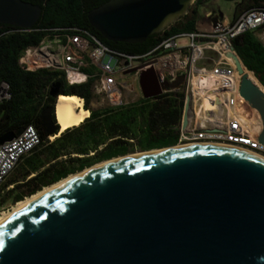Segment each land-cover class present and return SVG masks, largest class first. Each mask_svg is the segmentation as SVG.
<instances>
[{
  "label": "water",
  "instance_id": "1",
  "mask_svg": "<svg viewBox=\"0 0 264 264\" xmlns=\"http://www.w3.org/2000/svg\"><path fill=\"white\" fill-rule=\"evenodd\" d=\"M196 1L109 0L88 19L106 40L138 44L181 20ZM42 14L38 4L0 0V24L30 30ZM234 58L264 144V92ZM140 84L146 97L172 86L153 68ZM61 86L54 83L50 95L60 96ZM189 111L190 98L183 129ZM42 119L48 135L59 132L52 107ZM23 131L4 134L0 144ZM162 149L96 167L18 211L0 226V264H264V159L220 144L147 151Z\"/></svg>",
  "mask_w": 264,
  "mask_h": 264
},
{
  "label": "trees",
  "instance_id": "2",
  "mask_svg": "<svg viewBox=\"0 0 264 264\" xmlns=\"http://www.w3.org/2000/svg\"><path fill=\"white\" fill-rule=\"evenodd\" d=\"M42 6L43 14L31 30H19L14 26L0 24V84L8 82L11 97L0 104V137L8 132L18 133L30 124L35 125L45 141L31 154L25 156L0 187L3 208L17 204L26 197L41 191L71 174L83 171L95 161H106L117 155H125L136 149L147 150L176 146L180 129L172 127L176 118V106L167 101L159 107L153 126L141 129V135L132 147L113 141L103 151L96 152L104 143L97 137V125L86 131L85 135L68 138L73 130L63 133L52 143H47L48 134L43 125L42 111L52 107L55 117L57 98L50 95V89L56 82H61L60 94L77 95L85 100L88 109L93 93V80L71 86L62 72L42 69L28 71L20 63L23 51L30 45L39 44L44 38L60 32L64 28L87 29L97 35L111 47L128 54L145 55L155 49L165 38L177 34L198 30V6L208 0H197L196 7L181 20L158 35L150 36L145 42L129 44L106 40L89 22L88 13L109 0H25ZM236 3L234 22L245 10L264 5V0H229ZM57 29V31H55ZM235 50L248 70L264 85V46L257 31H247L233 40ZM168 112V113H167ZM84 124L75 128L80 130ZM117 128V126H115ZM112 129V134L117 129ZM73 150V151H70ZM91 152H96L91 156ZM77 153L80 156H73ZM64 156H67L66 158ZM35 174V175H33ZM33 175V176H32ZM13 185V187H11Z\"/></svg>",
  "mask_w": 264,
  "mask_h": 264
},
{
  "label": "built area",
  "instance_id": "3",
  "mask_svg": "<svg viewBox=\"0 0 264 264\" xmlns=\"http://www.w3.org/2000/svg\"><path fill=\"white\" fill-rule=\"evenodd\" d=\"M218 15L217 12L207 14L212 22L209 31L197 30L165 38L145 55L119 52L87 29L64 28L47 36L39 44L28 46L23 51L19 63L28 71L49 69L62 72L71 86L93 80L94 95L101 96L103 101L112 105L120 104L123 94L135 92L134 85L116 81L113 78L115 74H134L140 79L143 71L153 68L161 84H172L181 76L187 77L188 91L193 95L195 106L196 98L193 89L189 88L192 87V79L194 75L209 71L207 67L200 65V61L213 60L212 53L219 57V61L229 64V54L237 53L233 40L247 31H257L264 46V5L245 10L234 22L219 17L217 25L214 26L212 19ZM16 28L15 31L25 30ZM182 37L190 39L185 46H180L177 41ZM10 91L8 82L0 84V104L11 97ZM208 124L212 129H209ZM198 126L201 129L199 132L181 131L179 144L209 140L245 147L264 157V144L258 139L230 132L227 128H219L209 121L205 123V127L200 123L194 125L192 122L189 128L197 129ZM53 140L54 137L49 135L47 143ZM44 142L38 128L30 124L24 128L21 135L0 144V187L21 160ZM4 211L5 208H2L0 215Z\"/></svg>",
  "mask_w": 264,
  "mask_h": 264
},
{
  "label": "bare ground",
  "instance_id": "4",
  "mask_svg": "<svg viewBox=\"0 0 264 264\" xmlns=\"http://www.w3.org/2000/svg\"><path fill=\"white\" fill-rule=\"evenodd\" d=\"M229 64H233L236 70L230 75L219 72L217 70H209L203 72L200 75H194L192 83L195 86V98L197 103L201 105V108L198 109V119L202 121V126L205 125L207 121L214 123L217 122L218 127H229L232 132L240 133L244 136L252 137L257 139L261 130H262V120L259 112L253 108L249 103L246 102L245 98L240 93V83L239 79L242 78V75L237 70L236 61L234 54L231 53L228 56ZM245 73L252 79L254 82L253 72L248 70L243 66ZM83 77H79L82 79ZM254 79V80H253ZM241 80V79H240ZM194 82V83H193ZM263 92L264 87L255 80L254 82ZM193 89V85H192ZM90 112L84 107V100L77 95H66L62 94L57 98L55 104V116L56 122L59 125L60 131L58 134H61L71 128L79 127L85 121ZM225 114V117H224ZM214 119V120H213ZM198 124V123H197ZM205 127V126H204ZM53 135V137H57ZM193 144V143H192ZM204 144V143H198ZM205 144H220V143H205ZM191 145V144H189ZM223 146H231L239 148L240 150L249 152L263 158V156L258 155L254 151L247 150L245 147H238L228 144H220ZM178 146H187V145H178ZM175 148V147H174ZM245 148V149H244ZM162 150L154 151H145L142 153L126 155L118 157L115 159H110L108 161L99 163L90 168L84 169L76 174L70 175L50 186L44 187L41 191L35 193L32 196L26 197L24 200L18 202L10 212H3L0 215V226L9 220L14 214L22 210L26 206L30 205L40 197L46 195L47 193L63 186L73 178L84 174L96 167L123 159L131 156H139L144 154H149Z\"/></svg>",
  "mask_w": 264,
  "mask_h": 264
},
{
  "label": "flooded vegetation",
  "instance_id": "5",
  "mask_svg": "<svg viewBox=\"0 0 264 264\" xmlns=\"http://www.w3.org/2000/svg\"><path fill=\"white\" fill-rule=\"evenodd\" d=\"M169 84V83H168ZM167 90L162 89V93L153 96L146 97L143 92V96L135 94V92L130 94H123L121 98V103L117 105H112L108 101H104L103 105L100 108H95L89 105L88 111L90 114L86 118L84 124H88L92 120H96V114L98 112H103L99 117H97L101 124L103 123L108 128V131L112 133V129H115L117 126V135L111 138L110 143L113 141H118L119 144L125 145L127 147H132L135 143L138 142L141 129L148 128L153 126L154 118L156 113H161L159 107L164 105L167 101H171L176 106V113L173 117L176 118L175 124L172 125L174 128L180 129L181 131H190V124L193 122V114L195 115L193 95L188 91L187 87V77L181 76L175 82L171 84ZM190 98V111H189V124L186 129H183L184 122V112L185 107ZM123 113V117H116L117 114ZM168 113V112H167ZM116 118V121L111 119ZM97 119V120H98ZM180 137L177 145H180ZM108 143V144H110ZM198 144V143H218V142H209V140H197L192 142H184L181 145L186 144ZM99 147L96 152L103 151L106 146ZM221 144V143H220ZM96 152L91 153L90 155H95Z\"/></svg>",
  "mask_w": 264,
  "mask_h": 264
},
{
  "label": "rangeland",
  "instance_id": "6",
  "mask_svg": "<svg viewBox=\"0 0 264 264\" xmlns=\"http://www.w3.org/2000/svg\"><path fill=\"white\" fill-rule=\"evenodd\" d=\"M195 3L191 6V8L196 7V4ZM235 8H236V3L234 1H229V0H208L207 2H204L203 4H201V5L198 6V26H197L198 27V30L199 31H209L211 29V23L212 22H211V19L207 17V13L210 12V11H212V12H219L220 15H221V19H224V20H227L229 22H232L234 20ZM177 41H178V43H179L180 46H185V45H187L189 43L190 39L189 38L182 37V38H178ZM211 56L214 57L213 60H209V61H206V62L205 61H200V65H203V66L207 67L209 70H217L219 72L223 71L222 73H225V74H228V75H230L231 73H233L236 70V68L234 67L233 64L232 65L230 64L232 66L231 67L227 62H225V61H219V57H217L216 54H212L211 53ZM253 76H254V79L257 82H259V84L261 86L264 87V85L261 83V81L254 74H253ZM113 78L116 81L120 82V83H127V84L134 85L135 94H137L139 96H143V91H142V88H141L140 79L136 75H134V74L124 75V74L118 73V74H115L113 76ZM240 79H239V83H240ZM255 80H254V82H255ZM192 85H193V92H195V86H194V84H192ZM189 88H190V90H192V87L191 86ZM103 102L104 101L101 99V96L96 95L91 100L90 106L96 107V108H100L103 105ZM197 102L198 101L196 99L195 100V106H194L196 115L193 114V116H192L193 117V124L194 125H197V123L198 124L199 123H202V121L198 119V117H199V115H198V109L201 108V105H200V103L198 104ZM123 113L124 112H122L120 114H117L116 117H118V118L123 117L124 116ZM224 117H225V114H224ZM213 124H215L218 127L217 122H214ZM208 126H209V129H212V127H210L209 124H208ZM195 128L196 127L191 128L190 131H192V132L193 131L194 132L201 131V129L199 128V126L197 127V129H195ZM221 128H227L230 132H232L229 129V127H227V126L226 127H221ZM133 144L135 145V143H133ZM193 144H195V143H193ZM186 145H189V144H186ZM137 153H142V152H141V150L136 149L135 151H130V152L126 153L125 155H131V154H137ZM122 156H124V155H117V156H115L114 158H111V159H115V158L122 157ZM106 161H108V160H106ZM102 162H105V161H101V162L95 161L93 163V165H91L90 167H92L94 165H97L99 163H102ZM90 167H88V168H90ZM71 175H73V174H71ZM6 184H7V182H5L3 184V187L2 188H4ZM2 197H3L2 194H0V210H2V208H3ZM15 205L16 204H9V205H7L5 207V211L4 212H10V211H12V209H13V207Z\"/></svg>",
  "mask_w": 264,
  "mask_h": 264
},
{
  "label": "crops",
  "instance_id": "7",
  "mask_svg": "<svg viewBox=\"0 0 264 264\" xmlns=\"http://www.w3.org/2000/svg\"><path fill=\"white\" fill-rule=\"evenodd\" d=\"M210 12H212V11H210ZM210 12H208V13H210ZM207 13V14H208ZM217 13H219V12H217ZM220 14V13H219ZM229 22V21H228ZM252 72V71H251ZM254 73V72H253ZM254 75H255V73H254ZM262 76L264 77V73H262ZM95 97V96H94ZM90 103H91V101H90ZM90 103H89V105H90ZM84 107H85V100H84ZM96 108V107H95ZM101 113H103V112H98L97 114H96V120H92V121H90L88 124H84L83 126H82V128L78 131V130H75V128H77V127H75V128H71V129H69V130H67V131H70V130H73V132H71V134L68 136V138L70 139V138H73V137H78V136H80V133H81V135H85L86 133V131H89L90 129H92L93 128V126L94 125H97V126H95V127H97L98 128V130H99V132L100 133H98V138L99 137H101L102 139H104V143L101 145V147H103V146H105L106 144H108V143H110V141H111V138L112 137H114L115 135H117V133H110L109 131H108V128L106 127V125H104L103 123L101 124V121L97 118V117H99L100 115H101ZM98 119V120H97ZM112 121H116L117 119L116 118H114V119H111ZM67 131H65V132H63V133H66ZM63 133H61V134H58V136L57 137H55L54 138V140H53V142L55 141V140H57L59 137H61V135L63 134ZM53 136V135H52ZM54 136H56V135H54ZM52 143V142H51ZM49 144V143H48ZM70 151H73V150H70ZM74 152V151H73ZM91 153H93V152H91ZM72 155L73 156H80L79 154H77V153H72ZM65 158L67 157V156H64ZM33 175H35V174H33ZM32 175V176H33Z\"/></svg>",
  "mask_w": 264,
  "mask_h": 264
}]
</instances>
